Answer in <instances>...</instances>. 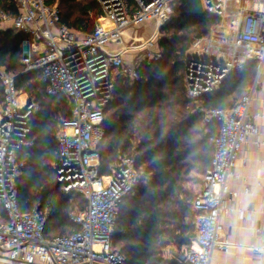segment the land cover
Masks as SVG:
<instances>
[{
  "label": "built area",
  "instance_id": "1",
  "mask_svg": "<svg viewBox=\"0 0 264 264\" xmlns=\"http://www.w3.org/2000/svg\"><path fill=\"white\" fill-rule=\"evenodd\" d=\"M15 15L1 12V24L24 36L23 72L39 73L47 95H63L72 106L57 133L56 179L65 194L77 193L86 207L68 214L76 229L48 237V210L22 211L17 179L25 167L20 151L32 144L31 119L38 104L22 93L16 74L0 67L3 100L0 104V207L7 220L0 224V264H126L114 244L122 202L137 189L144 170L134 156H120L102 175L100 145L106 136L105 111L113 101L118 79L138 81L139 68L163 59L157 37L141 42L137 28L173 13V0H97L102 16L91 33H80L61 22L55 0H13ZM204 12L220 17L207 36L197 38L185 58L187 96L196 99L221 86L235 69L256 62L264 68V0H201ZM131 30L129 40L125 32ZM140 42V43H138ZM36 43L43 50L34 48ZM111 45H122L113 52ZM136 51L132 61L124 53ZM257 80L230 108H200L202 125L216 124L218 132L210 167L203 173L193 200L196 212L191 245L173 258L182 264H211L216 249L228 252L221 217L228 211L229 185L238 153L261 132L250 115ZM264 108V91L261 95ZM264 119L263 114H258ZM248 188L245 192H248ZM259 233L260 230L257 229ZM264 264V245L254 247Z\"/></svg>",
  "mask_w": 264,
  "mask_h": 264
},
{
  "label": "trees",
  "instance_id": "2",
  "mask_svg": "<svg viewBox=\"0 0 264 264\" xmlns=\"http://www.w3.org/2000/svg\"><path fill=\"white\" fill-rule=\"evenodd\" d=\"M55 1L61 22L80 33H91L102 16L97 0ZM128 1L134 4V0ZM1 12L15 15V2L0 0V15ZM219 22V16L208 12L200 16L180 15L175 27L192 37L186 38L176 51L159 41L163 59L151 66H141L138 81L118 79L113 101L106 108V136L100 145L101 174H107L120 156H134L137 165L150 177L146 188L134 191L142 200L127 206L125 202L134 193L130 194L122 202L116 220L114 244H119L126 264H182L174 258H164L162 253L171 244H191L196 218L193 200L198 192L187 183L191 171L203 174L210 167V139L218 132L216 124L201 127L203 112L199 109L232 107L254 81L256 62H248L232 71L218 90L196 99L187 96L185 63L179 54L183 55L195 38L207 36ZM24 40L23 35L12 30L0 31V67L16 74L18 89L39 106L31 119L32 144L19 153L25 167L17 179L18 202L22 211L47 209L46 234L54 237L76 229L68 217L73 206L70 197L83 199L76 210L85 208L87 202L80 194H65L53 163L44 164L58 157L60 122L71 116L72 106L63 95H47L38 72H23ZM167 52L171 64L165 62ZM2 100L0 82V104ZM6 220L0 207V224Z\"/></svg>",
  "mask_w": 264,
  "mask_h": 264
},
{
  "label": "crops",
  "instance_id": "3",
  "mask_svg": "<svg viewBox=\"0 0 264 264\" xmlns=\"http://www.w3.org/2000/svg\"><path fill=\"white\" fill-rule=\"evenodd\" d=\"M154 22L145 23L137 28L138 40L156 35L158 28ZM130 36L131 30H126V40H129ZM34 48L43 50L44 45L36 43ZM109 49L119 52L123 50V46L111 45ZM135 52L129 49L124 56L128 61H132ZM255 80H257L258 92L252 101L250 115L253 121L260 126L261 132L251 137L238 153L233 171L239 177L230 176L229 178L232 194L227 197L228 211L222 215L220 220L222 233L230 247L228 252L216 249L211 264H259L260 260L254 247L263 244L264 231V119L258 115H264L261 102V95L264 91V68L260 72L256 69L253 83ZM219 88L220 86L215 90ZM201 127L203 128V125ZM246 188L249 189L248 192H245ZM257 229L260 230L259 233Z\"/></svg>",
  "mask_w": 264,
  "mask_h": 264
},
{
  "label": "rangeland",
  "instance_id": "4",
  "mask_svg": "<svg viewBox=\"0 0 264 264\" xmlns=\"http://www.w3.org/2000/svg\"><path fill=\"white\" fill-rule=\"evenodd\" d=\"M172 5H173V13L172 14H170L166 17H163L160 20L154 22L156 28H158V32H156V35L154 37H157L161 43H163V44L166 43L169 48L176 51V50L180 49V47L185 43L186 38L192 37V34H186L184 32H181L175 27L176 19L180 16L179 15L180 13L185 12L188 9L189 3L186 0H173ZM6 30L14 31L11 28L10 21L3 22L2 24L0 23V31H6ZM139 35H141V34H139ZM197 38H195L192 41L191 46ZM143 39L144 38H140L139 41L141 42ZM140 42H138V43H140ZM189 49L187 51H185V53L183 55L179 54L180 60L182 62L185 61V58H186L187 54L189 53ZM165 62L171 64L168 52L166 53ZM52 163H53V161H46L44 164H46V165L48 164V165L52 166ZM201 178H202V173L198 172L197 170L191 171V173L189 175V182L187 183V186L190 189H193L195 192H199L200 184H201ZM149 182H150V177L148 175H146V173H143L141 183L137 187V192H138V190H142L143 188H146L148 186ZM137 192H135L134 194H132L131 196L128 197L127 201L125 202V205L130 206V202L136 201V200L137 201L142 200L141 198L138 199ZM70 198L72 199L71 204L73 205L72 211L79 209L83 203L82 197L81 196H71ZM125 205H123V206H125ZM190 245L179 247L176 244H171L170 246H168L163 251L162 256L164 258H171L172 259L174 255H177V253H180L181 251L184 250V248H187ZM117 248L121 249L119 244H117Z\"/></svg>",
  "mask_w": 264,
  "mask_h": 264
},
{
  "label": "water",
  "instance_id": "5",
  "mask_svg": "<svg viewBox=\"0 0 264 264\" xmlns=\"http://www.w3.org/2000/svg\"><path fill=\"white\" fill-rule=\"evenodd\" d=\"M189 3V7L185 12L179 15L187 16H200L204 13L201 0H186ZM263 245H264V231H263Z\"/></svg>",
  "mask_w": 264,
  "mask_h": 264
}]
</instances>
